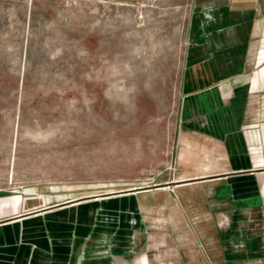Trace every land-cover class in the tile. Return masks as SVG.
Masks as SVG:
<instances>
[{
  "label": "rangeland",
  "instance_id": "obj_1",
  "mask_svg": "<svg viewBox=\"0 0 264 264\" xmlns=\"http://www.w3.org/2000/svg\"><path fill=\"white\" fill-rule=\"evenodd\" d=\"M191 1L0 0L2 205L151 202L134 189L173 156Z\"/></svg>",
  "mask_w": 264,
  "mask_h": 264
},
{
  "label": "crops",
  "instance_id": "obj_2",
  "mask_svg": "<svg viewBox=\"0 0 264 264\" xmlns=\"http://www.w3.org/2000/svg\"><path fill=\"white\" fill-rule=\"evenodd\" d=\"M195 4L173 156L134 189L151 202L0 203V264H264V0Z\"/></svg>",
  "mask_w": 264,
  "mask_h": 264
},
{
  "label": "bare ground",
  "instance_id": "obj_3",
  "mask_svg": "<svg viewBox=\"0 0 264 264\" xmlns=\"http://www.w3.org/2000/svg\"><path fill=\"white\" fill-rule=\"evenodd\" d=\"M79 202V201H78Z\"/></svg>",
  "mask_w": 264,
  "mask_h": 264
}]
</instances>
